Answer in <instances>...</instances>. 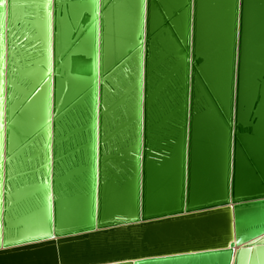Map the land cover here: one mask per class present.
<instances>
[{"label": "water", "instance_id": "obj_1", "mask_svg": "<svg viewBox=\"0 0 264 264\" xmlns=\"http://www.w3.org/2000/svg\"><path fill=\"white\" fill-rule=\"evenodd\" d=\"M0 113V264H264V0H7Z\"/></svg>", "mask_w": 264, "mask_h": 264}, {"label": "snow or ice", "instance_id": "obj_2", "mask_svg": "<svg viewBox=\"0 0 264 264\" xmlns=\"http://www.w3.org/2000/svg\"><path fill=\"white\" fill-rule=\"evenodd\" d=\"M7 0H0V5L6 4ZM15 3H13V7H15ZM0 115H2V113H0ZM4 125H0V128H3ZM52 230V226L45 224L44 228L41 230V233L43 236H48L49 232ZM65 231H73L72 229H64V228H60L59 229V233L65 232ZM14 234L12 232H9V237H12ZM24 239H30V237H23ZM0 243H6V244H11L12 243V239H8L7 241H0ZM9 249L7 248H0V255L5 254L6 252H8ZM148 259L151 260H168V259H173V257H169V256H154V257H148Z\"/></svg>", "mask_w": 264, "mask_h": 264}]
</instances>
